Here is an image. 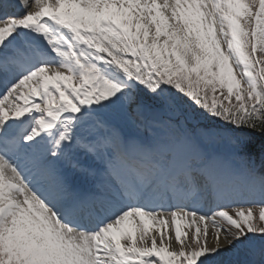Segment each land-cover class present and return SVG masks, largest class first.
Masks as SVG:
<instances>
[{
    "label": "bare ground",
    "instance_id": "bare-ground-1",
    "mask_svg": "<svg viewBox=\"0 0 264 264\" xmlns=\"http://www.w3.org/2000/svg\"><path fill=\"white\" fill-rule=\"evenodd\" d=\"M22 0H20L21 2ZM49 3L53 4H61L62 9L68 10H84L90 4L94 8H99V11L108 14V8L111 7L113 9H118L119 7L125 8V10L131 15L136 17H143V20L146 24H150L151 26H156L153 31L149 34V37L152 41V44H161L165 50L173 51L174 48H177L175 51V56H181V61L185 64L197 66L203 60L211 58V54L213 50H207L208 36L209 31L212 25V15L211 10L208 7L205 0H159L160 3L157 2L159 6V10H163L164 17L161 18V22L158 23L155 19H151L147 17L146 14L141 13L140 9H137L138 6L144 5L150 2V6L154 4L153 0H133L130 4L123 6L125 2L122 0L115 1V4L108 3V0H48ZM228 2H234L231 4L230 9H233L240 5L241 9L238 8V13L240 15L244 14L243 6H241L240 0H227ZM26 6V2L24 0L21 3ZM245 10V8H244ZM158 15V14H157ZM245 16V14H244ZM228 20H232L230 17ZM233 23L234 20H232ZM231 22V23H232ZM166 24V25H165ZM153 28V27H152ZM0 30H5V28H1ZM0 39V43H1ZM46 80V74L40 73L36 82ZM25 90H28L30 87L27 82L24 84ZM40 85L36 84L35 80L33 81V87ZM18 92L15 96L16 99L20 100L23 91L20 89H16ZM13 103V102H12ZM14 104V103H13ZM45 105H38V109L41 111L45 110ZM43 121V120H42ZM167 147L163 148L161 153L167 151ZM182 147L177 150H173L169 155L163 158L168 163L169 171L171 172L172 166L171 161L174 159H179V155L181 154ZM153 154H158L154 152ZM191 156V155H189ZM1 174V173H0ZM25 197L20 195L19 193H14L9 191L8 194L4 197V202L0 206L1 209H4L6 206H22ZM176 203V202H175ZM174 203V204H175ZM169 205L163 207L162 214H159L156 219H149L144 216H139L138 218H130L129 226L125 223H122V230L126 231V234L134 239L140 236L141 231L139 232L140 226H143L144 230L150 233L153 236V242L156 243V237L160 236L162 238L163 243V252L161 250H157V253L160 257H168L171 254H174L177 250L176 239L174 238L175 234L178 235L181 239L185 236H188V224H187V214L186 212L179 213L177 216H170ZM177 209V208H173ZM4 211V210H1ZM14 224L17 229H22V223L17 219H14ZM127 221V222H128ZM23 222H28L24 220ZM36 225V223H34ZM41 227V223H37ZM22 234L25 231H21ZM42 235V238L46 237V232L39 231ZM118 231L114 232V235H107V243L106 246H110V248H114L112 245L115 240L117 248L124 249L126 247V241L124 235L120 233L116 234ZM101 243H104L101 241ZM208 243L210 245V249L212 254L219 255V253L223 255H227L230 253L231 245L228 242L221 238V236H209ZM112 245V246H111ZM115 245V244H114ZM50 246V245H49ZM52 248V255L58 256V251ZM78 252V251H77ZM51 255V256H52ZM112 264V261H109ZM106 264V263H103Z\"/></svg>",
    "mask_w": 264,
    "mask_h": 264
},
{
    "label": "rangeland",
    "instance_id": "rangeland-1",
    "mask_svg": "<svg viewBox=\"0 0 264 264\" xmlns=\"http://www.w3.org/2000/svg\"><path fill=\"white\" fill-rule=\"evenodd\" d=\"M32 3V7L30 9V12L29 13H26V17H31V10H39L41 8H43L41 6V4L43 3L42 0H32L31 1ZM264 8V7H263ZM262 19H264V11L262 12V15H261ZM261 28V33L258 37V43H259V50H260V53H262L263 57H264V21L261 22L260 24ZM233 29H231L229 26H226V24H222L221 26H219V29L217 30L218 32V40L221 42V38L223 37V34H232V31ZM243 30L242 27H240L239 31L241 32ZM215 50H216V53L217 55L216 56H219L218 57V61L220 62L221 60L225 61L226 62V65H234V73H240L242 74V66L239 65L238 63V60L232 58V52L230 51H226V48L224 50V48L220 47L219 45H216L215 46ZM215 53V54H216ZM215 58V57H214ZM230 59H231V62H230ZM167 63V61L165 62V64ZM206 63H204L200 68H205L206 66ZM166 68H168V70H176L178 69V66L177 65H171L169 66L168 64H166ZM199 68V69H200ZM242 80L245 79V76L244 75H241L239 76ZM247 82H248V79H247ZM244 85L246 87V89H248V85H246V82L244 81ZM171 133H176L174 130L171 129ZM253 211V212H256V214H258L257 212L260 213L259 210L257 209H249V211ZM229 216V211H226V210H220L217 214H216V219L217 220H220L221 222H223L224 220H227ZM151 217L153 218V216L151 215ZM238 218H240V216L236 213H233L231 215V220L233 222H235V224L232 225L231 229H230V225L228 224V226L226 225L225 228H226V233H223V237L225 239H227V241L232 244L233 243V238H234V233H236L237 235L241 236L242 234V230L244 229V223L239 221ZM206 221L204 219H201L199 221V223L201 224L200 228H202L204 231L203 233H201L202 235H198V238H199V241L197 243V241L194 239L193 235H191V227H192V223L190 225L189 223V231H190V239H188V237H185L184 241L183 242H179V244H177V246H179V248H182V252H184V257H181L184 258L185 260H188V256L191 254L192 250L193 249H196V247L198 246L200 250H204L206 251L205 254L203 255L205 261L208 262V260H215L217 263H220L222 262L226 257L219 254V256H213L212 253H211V249H210V246L208 245V237L210 234H207L209 232V226L206 225L205 223ZM235 225H238V227H235ZM212 231H216L215 229H211ZM233 232H232V231ZM2 232H8V236L9 237H15L16 236V233L17 231H14L11 227L9 228H6V230L4 231L1 230ZM158 240V245L159 246H162V238H157ZM137 241L140 245H147V244H150L152 242V236L149 235L145 230H143V233L142 235H140V237L137 238ZM189 244V246H188ZM233 245V250H235L236 248V243L235 244H232ZM44 250H46V252H48V246L47 244L45 243L44 246H43ZM186 248L188 249V252H185ZM190 251V252H189ZM195 252H197L196 250H193ZM50 254L48 252V257H47V260H51L50 258ZM55 261V260H54ZM255 261V264H263L261 263L262 260L261 259H254ZM60 264V263H59Z\"/></svg>",
    "mask_w": 264,
    "mask_h": 264
},
{
    "label": "trees",
    "instance_id": "trees-1",
    "mask_svg": "<svg viewBox=\"0 0 264 264\" xmlns=\"http://www.w3.org/2000/svg\"><path fill=\"white\" fill-rule=\"evenodd\" d=\"M192 109H194V107L191 103L187 104L185 106L184 105L179 106V112H181V113L187 112L188 113V111H191L192 114H194L196 117H199V113H197L196 111H193ZM248 123H249V126H247L246 131H249V133L252 135L254 142H256L259 137L264 138V119L261 122V124H258V125H252L253 123H251V121H249ZM263 147H264V144L261 143L259 145L258 150L260 151L261 149H263Z\"/></svg>",
    "mask_w": 264,
    "mask_h": 264
}]
</instances>
